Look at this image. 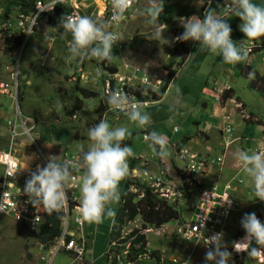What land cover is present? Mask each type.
Returning a JSON list of instances; mask_svg holds the SVG:
<instances>
[{
  "label": "rangeland",
  "instance_id": "obj_1",
  "mask_svg": "<svg viewBox=\"0 0 264 264\" xmlns=\"http://www.w3.org/2000/svg\"><path fill=\"white\" fill-rule=\"evenodd\" d=\"M200 4L201 0H164V8L159 18V22L167 26L162 28L164 39L161 38L158 41L149 40L151 28L145 25L147 17L140 15L139 11H137H142L148 7V0H140L139 5L136 8L128 10L126 18L120 25L119 50L122 53L124 52V54L127 52V54L130 55V58L126 57L128 64L130 66L140 65L142 61L150 58V61H154L153 64L151 63L149 65L148 71L144 67H141V70L145 71L150 78L149 84L142 88L144 93L151 90L158 94L159 89L164 84L165 80L161 79L160 75H156L158 70H165L170 67L177 72V75L173 78L174 83L171 87L175 88L173 94L169 95V93L166 92L163 99L157 103H150L147 106H144L143 103L141 104L142 111L146 112L150 116L151 121H153L151 125L148 126L149 131H146V133L156 130V132L165 134L167 140L171 143L177 141L186 134L184 126L187 124L186 120L190 117V114L194 113L197 115L198 113V111H193L194 105L196 104L191 103L192 100H197L194 97L195 92L193 90L196 89L198 96L206 81L208 80L210 82L213 76L216 77L218 84L219 82L224 81L227 77L230 78L231 74L234 73V77L231 78L233 79L232 84L236 88V94L249 107L253 116L264 123V100L261 99L255 91L246 87V80L239 73L236 64H224L221 56L209 54L206 50H200L197 54L199 46L192 41L181 42L179 44V42L175 40V37L182 34L184 31L181 26V24L184 23L183 19L192 16L200 17ZM8 10L11 13L9 16L12 23H15L14 25H16V20L14 19L16 14L14 11V4L7 0H0V18L5 17V11ZM85 12L88 16H91L94 19L96 18V10H94V7H89V10H85ZM238 19L239 18L229 15L227 20L232 29L231 37L234 42H239L244 39L243 33L239 30L241 21ZM62 32V29L57 30L53 27H49L43 32L34 31L26 40L23 48H19L22 37L15 39L13 42L0 39V81L13 86L11 89V96L0 95V104H5L3 111L8 114L10 119H14L20 114L21 116H31L32 118L38 117L42 120L51 121L60 127L63 126L67 128L69 130L67 134L69 135V141L74 148L71 149L72 151L70 150L67 158L65 157L67 160L63 163L68 162L69 160L76 162V164L80 163L78 157L81 148L86 150L87 144H90L87 136L88 130L98 124L101 119H107L110 126L113 128L118 126L128 127L131 135L127 136L125 141L129 140L130 143L123 144L131 147L133 155H137V159L135 160L138 163H141L140 170L138 169L134 171L135 173H132L133 175L131 178H136L141 182L148 184V179L147 181L144 180L141 172L147 170L146 172H148L150 176L152 175L150 173L157 171L162 174V167H160L162 162L159 161L160 157L153 154L148 147V142L142 139L141 131L143 129L138 128L135 124L131 123L126 115L115 111L103 113L98 111V106L101 104L100 97L105 95L107 89L106 85L108 84L110 77L108 78L107 72L100 67L95 58L84 59L83 61L77 59V61L69 62L66 59L69 55V39L67 37L61 38ZM252 43L253 41L248 42L245 45V49L247 50L248 47H252ZM142 44H148L152 49L159 50L161 56L158 59H155V54L147 51V49H143L141 47ZM182 45L187 46L191 50V53L188 60L181 65L178 49ZM115 52L116 50L113 48L114 56H116V54H114ZM248 57L249 55H247V58L241 62L245 63ZM17 59L19 60V67L17 79L15 81L10 73H15L13 68ZM6 66L10 69H6ZM117 71L120 76L125 74L122 73L123 70L121 68ZM188 76H191L189 81L191 83L190 88L185 84ZM157 81L160 83H157ZM78 87L97 93V95L85 98L82 96ZM182 91L184 96L178 94ZM21 92L23 98L22 100H19L18 95ZM186 93L189 94L186 95ZM181 97L183 99H181ZM179 98L181 101H179ZM216 98L220 100L219 96ZM152 100V98L148 99V101ZM178 102L182 103L180 106L181 109H175L173 107V104ZM234 105L236 111L239 112L243 119L248 118V113L243 109L241 104L236 101L234 102ZM74 107L77 108L74 111V115L68 116L63 113L66 109H75ZM231 116V133L234 135L238 130L236 126L238 116L235 113ZM192 119L193 118L190 119V122ZM175 128L178 132L174 130ZM192 128H195L194 125ZM247 128L244 136L255 137L251 144L249 143L250 146L253 147L257 138H259V134L256 133L257 135H253L252 129L254 128L255 132L257 127L255 128V125L251 123L248 124ZM195 130L196 129L193 130V133ZM191 131L192 130H190V132ZM168 145L169 144L167 143L168 155L165 158L167 161H170L169 155L172 150ZM209 145L212 147L215 156L222 150V146L218 144L217 139H212L209 142ZM258 152H264V148ZM150 155L153 156L151 160L157 163V168L155 169L152 168L151 162H144V157L147 156L150 158ZM215 156H210L209 159L215 160ZM173 158L176 160L177 164L181 165V162L176 157L173 156ZM197 159L200 161L204 160L198 157ZM133 160L132 156L128 158V174L119 183L118 191L120 199L107 206L108 208H111L115 214L111 217H108L105 214L103 221L99 224L89 223L83 220L84 225L81 227L82 233H80L83 235L85 244L83 259L77 262L74 254L60 250L59 253L55 255L53 264H106L105 253L109 247L110 241L113 239L115 220L120 208L121 197L125 190V183L129 178L132 162H134ZM204 161L205 165L203 171L205 172V170H207V160ZM79 174L82 175L83 172H79ZM243 174L244 173H242V175ZM238 177L242 176L238 175ZM246 183L247 182H244V184ZM130 189L136 191L134 186H131ZM166 189H168V193ZM72 191L75 196L80 195L79 183ZM157 191L160 196H164L170 203H174L177 208L181 210V216L184 219H187L191 214L192 205L199 190L194 187L189 189L168 188L163 181L161 186L157 187ZM162 193H167L168 195H162ZM239 206L240 208L237 210V213L239 214L238 217L231 218L230 216L227 221L228 224L231 223L235 228H228L226 232L224 230V240L226 243H232L244 236L245 232L241 227V219L246 213H255L261 223H264V202L258 201V198L253 191V185L247 200L241 205L239 204ZM73 217L74 214L72 215V218H70L68 226L70 225V229L75 232L77 230L73 223ZM179 222V219H175L162 225V227L158 229L148 228L144 230L147 240L146 248L148 250L158 251L160 260L157 261L144 255L138 259L139 261L137 264L184 263L185 254H182V259L179 263L177 262V258H175L178 254L181 256L180 249L183 248V242L177 233ZM140 226L141 219L140 217H137L134 221L124 223L120 228V234L123 236L129 233L131 229ZM77 235L78 234L75 232L74 237L76 238ZM38 242L36 233L30 231L28 228L8 216L0 217V264H44L43 262H39L40 253L38 252ZM114 244L115 243L112 245L114 246ZM160 249H164V252L160 253ZM228 250L232 252V258L234 257V259H232L233 263L230 261L231 264H264V259L262 258H253L248 256L247 253H234L232 247H228ZM113 258L119 260L120 254L118 256L116 255V252H112L110 254V259L112 260ZM110 259L107 264L110 263ZM126 264L133 263L130 262Z\"/></svg>",
  "mask_w": 264,
  "mask_h": 264
},
{
  "label": "clouds",
  "instance_id": "obj_2",
  "mask_svg": "<svg viewBox=\"0 0 264 264\" xmlns=\"http://www.w3.org/2000/svg\"><path fill=\"white\" fill-rule=\"evenodd\" d=\"M212 1L208 0L207 3V0H204V8L206 6L207 7L203 12L202 19L199 16H192L190 18L183 19L184 23H182L181 26L184 31L181 35L175 37V40L177 42L192 41L198 44L199 49L206 50L212 55L221 56L222 62L224 64L235 65L245 60L247 55L250 54L249 51L251 47H248L247 50L245 49V45L248 42L256 41L259 38L264 37V7L252 3V0H224L223 4L221 2V5L217 4V6L214 8L211 6ZM134 2L135 0H111V22L119 25L125 19V13L132 8ZM163 8L164 0H148V7L142 11L137 10L139 11L140 15L147 17L145 20V25L151 28L149 40L158 41L159 39L163 38L164 32L162 31V28L167 26L159 22ZM15 11L16 14L14 19L16 20L18 13L23 12L17 9H15ZM9 15H11V13L8 10V14H4L5 17L0 18V21L8 20L12 23ZM229 15L239 18L241 21L239 30L241 33H243L244 39L239 42H234L231 37L232 29L228 21L225 19V17ZM34 28L32 33L35 31ZM55 29H63L61 38H66L69 34L71 35V40L68 41L69 55L66 58L69 62L77 61V59L83 61L84 59L93 58L98 61H112L115 58L113 55V47L120 40V36L116 32L106 30V23L99 18L94 19L91 16H82L77 13H72L62 16L58 26ZM17 31V28L13 29V33H16ZM21 37L22 41L19 48H23L28 37L26 40L24 36L14 37L12 41L9 38H5L4 41L13 42L15 39H19ZM251 46H253V43ZM119 49L120 47L118 49L114 48V50H116V54L120 52ZM261 51H264V49ZM18 67L19 60L17 59L13 68L14 71L15 68L17 69V75ZM5 68L8 70L10 69L8 66ZM135 69L136 68H131L128 75L125 74L123 76L126 77L131 75ZM144 74L147 76L146 72L142 70L136 74L137 79L135 84L137 87L132 89V93L139 104L134 102L124 91H113L116 85L114 75L120 76L118 71L112 74H107L108 78H110L108 80V87L105 91V94H107L108 104V108L105 110V112L118 110L120 112H115L126 115L131 123L135 124L138 128L143 129L141 131L142 139L148 142V147L151 149L152 153L160 156L161 158H165L168 155L166 136L156 131H152L147 134L145 130L146 127L150 125L151 118L146 112L142 111L141 103L145 102L146 99L150 97L146 98L145 100H141L136 93L138 91L142 94V96H149L148 92L144 93V90L142 89L149 84V76H147V83L139 82V78ZM251 75L252 73H249V76ZM157 83L160 82L157 81ZM15 94L17 95L16 92ZM22 98L23 95H20L19 100H22ZM25 117L32 118L31 116H21L19 114L18 117H15L14 119H23ZM14 119H8L7 122ZM32 119L35 122L36 134V121L34 118ZM226 123H228V126L224 129V131L229 132L230 127L228 119ZM143 134H146L144 138ZM130 135L131 132L129 131L128 127L118 126L113 128L110 126L107 119H101L98 124L89 128L87 136L90 144L86 151L81 148L80 155L78 157L80 163L77 165V167L72 169L68 162L58 163L57 161L59 157L49 156L47 158L46 165H38L35 171L30 173V177L25 181V186L23 188V193L27 197L26 203L30 204L37 213H45L48 216L53 215L54 213L58 214L62 210L64 213V208L67 205V198L70 194L69 190L67 189V185L72 179L73 173L76 172L80 176L79 187L82 198L80 204L77 203V197L74 201L68 198V208L70 214L68 222H70V218H72L73 214L74 217L78 216L81 218V220L83 219L89 223L97 224L103 221L105 214L108 217L113 216L115 214L114 211L107 206L120 199L118 191L119 183L127 176V161L128 158L133 155L131 147L123 144L122 142L127 136ZM181 149L182 148L176 150L178 157V153ZM234 158L241 167L243 173L251 179L255 196L259 201L264 202V152L237 149V151L234 153ZM80 170H83L82 175L79 174ZM183 170L186 172L185 162ZM203 170L204 169H202L201 174L204 173ZM144 172L146 171L141 172L143 175L142 177L147 181L148 178L144 175ZM8 175L13 181L17 176V174L11 170L8 172ZM197 177L192 178L196 179ZM160 180L161 183H163L162 179ZM148 181L149 183L146 184L151 186L149 179ZM151 187L157 191L156 187ZM208 194L209 193H205L204 196ZM7 196L8 193L4 192L3 197L6 198ZM71 201L74 202L72 207H70ZM231 204V199H226L221 206L227 205L230 208ZM74 206H77L78 208H74ZM238 207L240 206L238 205L237 208ZM0 210H2V206H0ZM64 216L65 213L61 223V233L63 230ZM74 217L73 223L75 225V229L77 230L75 232L78 235L76 238L74 237L75 232L74 230L70 229L71 226L69 225L67 229L73 233V236L66 235V240L68 241L72 238L79 240L82 238V242L84 243L83 237L80 234V228L82 225L80 227L77 226V224L74 222ZM40 219L42 218L37 215L35 217V223L38 224ZM182 219L184 218H182L180 210L179 220L181 221ZM204 225L205 223L199 225L198 229L203 231L202 229L204 228ZM241 227L244 230L245 235L241 239L232 242V250L237 254L247 253V255L250 257L264 259V223H261L255 213H246L241 219ZM38 230L32 232L37 233ZM224 235L225 234L223 232H216L211 236L205 237V242L203 244L207 249L204 257L205 264H229V261L232 259V252L228 250V244L224 240ZM39 244L42 243L38 242L37 245ZM49 245L44 246L47 248ZM61 250L74 254L70 250ZM58 253L59 252H57L55 255ZM55 255L52 257L51 261H53ZM83 257L84 252L82 259ZM39 260L45 264V261L40 259V255ZM182 264H191L190 258L185 260Z\"/></svg>",
  "mask_w": 264,
  "mask_h": 264
},
{
  "label": "crops",
  "instance_id": "obj_3",
  "mask_svg": "<svg viewBox=\"0 0 264 264\" xmlns=\"http://www.w3.org/2000/svg\"><path fill=\"white\" fill-rule=\"evenodd\" d=\"M222 0H213L212 7H216L217 4L221 5ZM252 3L264 7V0H252ZM207 7V6H206ZM205 7V8H206ZM204 8V0H201L200 4V18H203V12L205 10ZM15 11V10H14ZM16 13V11H15ZM227 16L225 19L228 20ZM239 20V19H238ZM143 49H147V51H150L155 54V59H158L161 56V52L156 49H152L148 44H142L141 46ZM197 54L201 49H197ZM116 54V53H115ZM196 54V55H197ZM248 61L246 60L245 63L248 62L258 73H264V51L257 52L255 54H248ZM126 57L130 58V55L127 54V52L124 54L121 51L116 54L115 58L113 59V63L117 67V70L121 68L123 71L122 73L128 74L129 70L131 68H141L144 67L148 71L149 65L154 61H150V59H145V61H142L140 65H133L130 66L128 64V61ZM116 59V60H115ZM120 59V60H119ZM251 61V62H250ZM254 62V63H253ZM240 63V62H239ZM242 63V62H241ZM237 65V64H236ZM128 67V68H127ZM238 68V67H237ZM239 70V69H238ZM240 73V71H239ZM124 74V75H125ZM234 74V73H233ZM233 74H231V77H234ZM241 74V73H240ZM156 75H160L161 79H165L166 77V71L165 70H158L156 72ZM177 75V72H176ZM175 75V76H176ZM156 76V77H157ZM243 76V75H242ZM227 77L224 81L219 82L217 84V79L215 76H213L210 80V82L207 80L205 85L201 88L200 94L197 96L196 89L193 91L195 92V100H192L191 103L196 104L194 105L193 111H198L197 115L194 113L190 114V117L186 120L187 124H185V131L186 134H184L181 138H179L177 141L171 143L169 140H167V143L169 144L168 147H171L172 152L170 153V161H167L166 158H161L159 161L162 162L160 167H162L161 172H153L150 173L153 176L159 177L166 183V187L168 188H176V189H182L180 177L177 174V169H183L184 162L177 156L176 150L177 145L182 144L181 148L188 149L189 153L196 154L198 158H202L204 160H207V170L203 173L202 180L204 182V186H210L217 182L219 184V187H224L226 184H231V195L232 198L238 203V205L242 204L244 201L247 200L248 195L250 194V191L252 190V183L251 179L247 177L246 175H242V169L239 166V164L236 162L234 158V153L237 151V149L241 150H248V151H256L264 148V123L253 116L252 112L250 111L249 107L245 104V102L236 94V88L232 84L233 79ZM244 77V76H243ZM175 78V77H174ZM245 78V77H244ZM183 79V77H182ZM187 81L185 84L190 88L191 83L189 82L191 79V76H188ZM246 80V87H247V78ZM180 81V79H179ZM174 83V79L169 84L167 89L164 92V95L159 100H152L148 101L146 99L145 102H143L144 106L149 105L150 103H157L163 99V97L166 95V92L169 93V95L174 93L175 88H171ZM179 83V82H178ZM178 85V84H177ZM231 88L233 90V96L225 101L221 99V94L223 90ZM261 99L264 100V98L255 91ZM182 96H184L183 91L178 93ZM189 93H186V95ZM178 96V95H177ZM191 96V95H190ZM220 97V100L216 97ZM170 97V96H169ZM168 99V98H167ZM180 99V98H179ZM181 99H183L181 97ZM181 99L179 101H181ZM241 104L244 110L248 113V118H242L238 111H236L234 102ZM142 104V103H141ZM181 102L174 103L173 107L180 108L181 109ZM4 105L0 104V149H4L7 144L8 139V128H7V120L10 119L8 114L4 112ZM182 112V110H181ZM235 113L238 116V121L236 122V126L238 128L237 133L232 135L231 133V115ZM228 116V118H227ZM192 121L190 122V119ZM204 118V119H203ZM36 121V136H37V143L39 151L37 149H34L30 146L28 140L26 138H21L19 141V144L17 146V150L20 156V166L19 171L21 176H26V174L29 171V168L33 164H38L40 166H43L42 160L46 159L49 156H57L59 157L58 163H63L67 159V155L69 154L70 150L73 149V145L69 141V135L68 129L63 126H58L57 124L42 120L40 118H34ZM116 119V117H115ZM228 119L230 131L225 132L224 129L228 126L226 123ZM204 120V121H202ZM153 121H151L152 123ZM190 122V123H189ZM150 123V125H151ZM189 123V124H188ZM253 123L255 125V128L257 129L254 132V134H259L257 138V141L255 145L252 147L250 146L251 142L254 140L255 137H245L244 134H246L248 124ZM191 125V127H190ZM193 125L194 129H196L193 133ZM149 127H146V131L148 132ZM176 132L177 129H174ZM190 130H192L190 132ZM156 131V130H152ZM190 132V133H189ZM160 133V132H158ZM148 134V133H147ZM163 134V133H162ZM256 134V135H257ZM165 135V134H163ZM212 139H217L218 144L222 146V150L220 153H218L216 156L214 155V152L212 150V147L209 145V142ZM250 143V144H249ZM89 147V144H87L86 150ZM85 150V151H86ZM72 151V150H71ZM76 152V151H74ZM140 154V153H139ZM74 155V154H72ZM176 157L180 162L181 165L177 164L176 160L173 158ZM210 156H215V160L209 159ZM66 157V158H65ZM73 157V156H72ZM137 155H132V158L134 159L131 166V171L129 174V178L133 175L132 173L136 170H140V162L138 163L135 159ZM153 158L152 155H150V158L147 156L144 157V162L149 163L151 162V166L153 169L157 168V163L155 161L151 160ZM143 159V158H142ZM149 161V162H148ZM143 162V161H142ZM145 170V169H144ZM160 170V169H159ZM147 171V170H146ZM79 172H83V170H80ZM135 173V172H134ZM148 173V172H147ZM159 175V176H158ZM238 175H241L242 177H238ZM244 182H247L244 184ZM172 184V185H171ZM74 195V193H73ZM75 196V195H74ZM77 197V203H81V192L80 195ZM196 201V199H195ZM259 201V200H258ZM249 204V203H247ZM237 209H235L232 214L231 218L238 217ZM79 213V211H78ZM183 218V217H182ZM83 220V219H82ZM228 221V220H227ZM84 225V221L82 226ZM81 226V227H82ZM235 228L234 225H231V223L225 224V232L227 229ZM81 233H82V228ZM224 232V233H225ZM82 235V234H81ZM245 235V234H244ZM83 237V235H82ZM228 247L231 248L232 243H227ZM164 248V247H163ZM173 250V249H172ZM207 250H204L201 247L195 248L193 251H185L182 252V248L180 249V254L175 257L177 258V262L179 263L182 259V254H185V260L189 259L191 260V264H205V252ZM233 251V250H232ZM164 252V249H160V253ZM174 252V251H173ZM182 252V253H181ZM234 252V251H233ZM235 253V252H234ZM163 257V256H162ZM172 257V256H170ZM234 259V257L232 258ZM230 260L233 263V260ZM54 261V260H53ZM52 261V264H53ZM229 261V264H231ZM39 262H41L39 260ZM184 262V261H183ZM42 263V262H41Z\"/></svg>",
  "mask_w": 264,
  "mask_h": 264
},
{
  "label": "built area",
  "instance_id": "obj_4",
  "mask_svg": "<svg viewBox=\"0 0 264 264\" xmlns=\"http://www.w3.org/2000/svg\"><path fill=\"white\" fill-rule=\"evenodd\" d=\"M139 2L140 0H135L131 9L136 8L139 5ZM223 3L224 0H222V4ZM58 6L62 7L64 10L63 16L72 13H77L82 16L87 15L85 10H89V7L92 6L94 7V10H96V18H99L106 23L107 30L119 34L122 22L119 25L111 22V0H35L33 11L29 13H18L16 17V25L12 24L8 20L0 21V39L9 38L12 41L14 37L24 36L26 40L30 33H32L34 26L37 24L39 16L41 14L53 15ZM15 28H17L18 31L13 33V29ZM119 47L118 41L113 48L118 49ZM140 71V68H136L131 75L126 77L114 75L116 85L113 91L122 90L127 93L134 102L138 103L132 93V89L137 87L135 84L137 79L136 74ZM11 76L16 81V68L15 73L11 72ZM139 82L147 83V76L145 74L142 75L139 78ZM12 88L13 86L10 84L0 81V95L11 96ZM115 111L120 112L118 110ZM7 125L9 129L8 144L5 149L0 150V206H2V210H0V217L8 216L21 225H24L29 230L37 231L43 223L46 214L37 213L30 204L26 203L27 197L23 193V188L25 186V181L30 177V173L35 171L38 164L31 165L26 176H21L19 171L20 157L17 151V145L23 137L28 140L32 148H36L39 151L35 134V122L32 118L25 117L23 119L19 118L9 120ZM145 135L146 134H143V138ZM178 155L181 160L185 162L187 175L195 178L201 174L205 164L204 161L197 159L196 154L189 153L188 149L182 148ZM46 163L47 160H43V165H46ZM68 163L72 169L78 165L76 162H72L71 160H69ZM10 170L17 174L14 181L8 175ZM144 175L150 180L151 186L156 188L160 187L161 180L159 177L150 176L147 172H144ZM79 178L80 176L74 172L72 179L67 185V189L70 193L68 198L72 201L76 199L72 190L77 187ZM230 190V184H226L224 187H219L217 182L200 189L197 199L192 205L191 214L187 219H182L177 228V233L183 242L182 252L187 250L193 251L197 247L207 250L203 245L205 237L211 236L216 232L224 233L227 220L238 206V203L232 198ZM166 191L167 193L169 192L168 189H166ZM4 192L8 193L6 198L3 197ZM167 193H162V195L167 196ZM205 193L209 194L204 196ZM68 198L67 205L64 208L65 216L61 235L47 248L42 244L38 245L40 259L45 261V264H51L52 257L61 249L72 251L77 262L82 260L84 252V243L82 242V238L79 240L73 238L68 241L66 240V235L73 236V233L67 229L70 216ZM226 199H231L232 201L230 208L227 205L221 206ZM74 208L78 207L74 206ZM37 215L42 218L38 221V224L35 223V217ZM74 222L79 227L82 225V220L78 216L74 217ZM203 223H205L204 228L202 229L204 232L198 229V226Z\"/></svg>",
  "mask_w": 264,
  "mask_h": 264
},
{
  "label": "trees",
  "instance_id": "obj_5",
  "mask_svg": "<svg viewBox=\"0 0 264 264\" xmlns=\"http://www.w3.org/2000/svg\"><path fill=\"white\" fill-rule=\"evenodd\" d=\"M14 4L15 9L27 13L33 11V5L35 0H7ZM64 10L62 7L58 6L53 13V15L41 14L38 18L37 24L34 28L37 32H43L49 27L56 28L59 24L61 17L63 16ZM8 11H5V15ZM63 31V29H62ZM181 35V34H180ZM178 36V35H177ZM176 36V37H177ZM71 40V35L67 36ZM181 42H179L180 44ZM181 48V49H180ZM178 49V54L180 55V63L184 64L191 53V50L187 46H181ZM264 49V37L253 41V46L251 47L249 53L255 54ZM98 61V60H97ZM100 67L107 72V74H112L117 72L116 66L112 61H98ZM237 67L245 78H247V87L253 91H257L264 98V73L259 74L252 66L248 63H237ZM166 78L164 84L160 87L158 94L148 90L149 96H142L140 92H136L141 100H145L150 97L153 100H159L163 95L169 84L172 82L176 71L168 67L165 69ZM249 73H252L249 76ZM78 89L85 98H90L91 96L97 95V93L90 92L85 88ZM151 91V92H150ZM22 92L18 95L20 97ZM233 96V90L231 88L223 90L221 94V99L223 101L231 98ZM101 104L98 106L99 112H105L108 107L107 104V94L100 97ZM66 109L63 111L64 114L68 116L74 115V111L77 109ZM122 143H130L129 140H124ZM182 144L177 145V149L181 148ZM177 174L180 177L182 189H189L191 187L197 188L198 190L204 187V182L202 180L203 173L196 179L187 176L183 169H177ZM134 186L136 191H132L130 188ZM74 202H70V207ZM63 210L58 214H53L44 217L43 223L40 225L38 232L36 233V238L38 241L44 245H49L56 237L61 234V223L63 219ZM137 217L141 219V226L135 227L125 235L120 234V228L124 223L134 221ZM180 218V209L174 203H170L165 197L160 196V194L151 186L141 182L136 178H128L125 183V190L121 197L120 208L118 215L115 220V229L113 234V239L110 241L109 247L105 253L106 264L109 262L110 254L116 252V255L120 259L115 260L110 259L109 264H126L133 263L137 264L138 259L144 255L151 259L157 261L160 260L159 252L156 250H148L146 248L147 240L144 230L148 228L158 229L162 225L168 223L169 221ZM115 243L114 246L112 243ZM125 251V253H124Z\"/></svg>",
  "mask_w": 264,
  "mask_h": 264
}]
</instances>
